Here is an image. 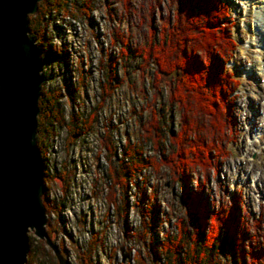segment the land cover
I'll list each match as a JSON object with an SVG mask.
<instances>
[{"label": "rangeland", "instance_id": "rangeland-1", "mask_svg": "<svg viewBox=\"0 0 264 264\" xmlns=\"http://www.w3.org/2000/svg\"><path fill=\"white\" fill-rule=\"evenodd\" d=\"M223 1L229 5L233 21L230 40L235 44L227 51L231 61L224 65L239 82L232 92L235 94L232 98L233 135L230 136L232 126H229L224 130L227 138L221 143L213 142L217 156H212L213 151L210 156L204 152L201 155L197 152L182 154L195 144L193 138L197 133V141H202L203 134L213 130L209 127L210 118L200 116L191 135L185 140L179 138L181 127L185 125H182L176 103L169 106L166 100L167 79L161 78L162 94L156 93L154 98L150 72L138 69L137 61L128 58L130 52L124 62L119 56L121 44L117 33L127 38L130 49L136 42L143 43L149 38L150 22L146 21L153 16L152 26H156L159 16L161 20L168 16L174 0L152 2V15L149 13L151 0H90L92 8L86 15L80 14L79 19L73 20L69 12L49 16L59 27L55 29L59 31L56 36L48 34L49 42L53 49L64 48L67 56L47 61L41 70L45 78L42 90L58 89L61 97L57 106L62 114L60 121L54 124L53 134L47 136L42 146L46 177L42 175L41 200L43 194L46 195L54 211H44L43 229L68 264H137V257L144 262L141 264H153L149 247L160 241L164 231L173 229L174 216H182L181 189L191 192L198 182L202 183L208 201L216 202L220 196L224 197L223 194L238 189L248 220L252 221L250 228L255 229L256 222L257 231L264 234V72L257 62L262 55L264 66V46L257 41L260 33L256 27V4L251 3L252 0ZM259 32L264 34V31ZM113 38L115 41L111 42ZM109 58L114 60V75L119 85L97 108L99 111L89 131L80 130L74 140L67 143L66 122L71 114L79 121L86 119L97 104L102 79L100 64L106 67L103 60ZM41 71L39 67L40 76ZM41 80L40 77V87ZM150 103L155 106L152 109L155 119L162 120L165 128L162 134L169 136V145L166 139L161 149H152L140 135L143 127L148 126L146 121L151 119ZM214 117L217 116L214 114ZM220 118L222 123L226 121L224 115ZM106 131H110L109 140L115 152L112 163L116 162L128 138L131 143L141 145L144 155L154 158L152 161L158 165L156 171L142 170L127 183L124 193L110 186L106 176L108 163L104 158L107 151L103 139ZM205 141L212 144L210 135H205ZM210 159L214 163H209ZM181 161L185 164L182 175L175 173L179 172ZM172 162L175 163L173 169ZM139 187L144 189L145 195L152 188L156 192L158 212L153 222L141 220L140 208L134 204ZM145 203L142 202L141 208ZM144 225L152 229L141 235ZM26 235L30 243L23 264L27 262L26 257L32 259L30 255L38 240L50 256L45 264H57L54 253L43 239H38L29 229Z\"/></svg>", "mask_w": 264, "mask_h": 264}, {"label": "trees", "instance_id": "trees-1", "mask_svg": "<svg viewBox=\"0 0 264 264\" xmlns=\"http://www.w3.org/2000/svg\"><path fill=\"white\" fill-rule=\"evenodd\" d=\"M152 2L156 4L159 0H151L149 3L150 15H152ZM91 8L90 0H40L37 3L36 11L27 16V26L28 36L34 39L38 49L40 71L47 61H58L67 56L64 48L53 49L49 42L48 34L56 36L59 33L56 31L59 27L53 24L54 18L49 16L58 12H69L74 20L79 19L80 14L86 15ZM167 15L162 20L159 16L160 21L156 26H152L153 16L146 21L150 22L149 38H146L143 43L136 42L132 49L129 48L127 38L117 33L116 38L121 44L120 59L124 62L130 52L128 58L137 61L136 67L145 68L150 72L154 98L156 93L162 94L163 80L161 78L167 79L166 100L169 106L176 103L182 125H185L184 128L181 127L179 138L185 140L188 134L191 135L200 116L210 118L209 127L213 130L205 132L202 141H197V133L193 138L195 144L183 150L182 154L197 152L201 155L204 152L210 156L213 151L212 156H217L213 149V142L221 143L224 137L227 138L224 130L229 126H232L230 136L233 135L232 98L235 94L232 92L239 82L224 65L231 60L227 51H231L232 46H235L230 40L233 21L230 18L229 5L222 0H174L172 9H169ZM114 41L115 38L111 42ZM103 61L106 67L102 66L101 62L99 70L102 79L99 84V100L87 118L82 120L83 122L79 121L75 114L69 116L66 122L67 143H71L80 130H84L85 133L89 131L90 125L96 119V111L97 113L99 111L97 108L102 106L105 97L111 93L112 89L119 85V80L114 75V60L109 58ZM40 77L42 82L37 100L38 113L35 118L34 138L40 153L42 175L45 179L42 146L47 136L53 134L54 124L60 121L62 114L57 106L58 99L61 97L58 89L42 90L45 79L42 71ZM158 82L161 83L158 84ZM150 104L152 120L146 121L148 126L143 127L140 135L152 149H161V144L163 145L166 139L167 146L169 145V136L162 134L165 129L162 127V120L157 117L155 119L152 110L155 106L154 103ZM214 114L217 117H214ZM223 115L226 121L223 120L222 123L220 117ZM142 126L143 123L140 126L141 129ZM109 133L106 131L103 138L104 148L107 151L104 158L108 163L106 176L110 179V186H115L117 191L124 193L127 183L136 178L142 170L156 171L158 165L152 161L154 158L144 155L141 145L131 143L128 138L125 139L116 162L112 163L111 159L115 157V152L111 147ZM201 134L202 132L199 133L200 137ZM206 134L210 135L212 144L206 143ZM179 148L181 150V145ZM212 162L214 163L210 159L209 163ZM174 164L171 163L172 169ZM178 165L181 167L179 172L175 173L182 175L185 164L181 161ZM173 177L176 181V177ZM136 194L137 199L134 204L140 208L141 220L148 219L153 222L158 212L155 190L152 188L148 195H145L144 189L139 187ZM223 195L224 197L220 196L216 202L208 201L203 194V185L199 182L191 192L189 189L182 188L179 194V208L182 216H174L173 229L164 231L160 241L149 247L151 262L153 264H264V234L257 231L256 222L255 229L250 228L252 221L248 220L247 209L243 204L240 191L235 189L228 195ZM143 201L146 203L144 208H141ZM42 203L46 213L54 212L44 194ZM144 227L147 228L144 229ZM150 228L151 226L148 227V225L142 226L141 235ZM28 241L29 245V237ZM43 247L41 241H36L30 255L32 259L26 257V264L48 262L50 256L48 250H44ZM136 262L144 263L138 257Z\"/></svg>", "mask_w": 264, "mask_h": 264}, {"label": "water", "instance_id": "water-1", "mask_svg": "<svg viewBox=\"0 0 264 264\" xmlns=\"http://www.w3.org/2000/svg\"><path fill=\"white\" fill-rule=\"evenodd\" d=\"M39 1L0 0V264H23L28 229L44 240L57 264H68L43 229L42 173L34 138L39 59L27 26ZM3 208L11 209L8 220ZM29 211L35 214L26 218Z\"/></svg>", "mask_w": 264, "mask_h": 264}, {"label": "bare ground", "instance_id": "bare-ground-1", "mask_svg": "<svg viewBox=\"0 0 264 264\" xmlns=\"http://www.w3.org/2000/svg\"><path fill=\"white\" fill-rule=\"evenodd\" d=\"M251 3L256 4V11H255V16H256V27H257V32L260 33V35L257 38V41L259 43L260 46H264V34L262 32L259 31H264V0H252ZM261 56L258 57V65H259V69L261 71L264 72V66L262 65V60H261ZM4 209V208H3ZM35 213L33 211H29L25 214L26 218L32 217ZM4 217L6 220H8L11 214V209L9 208H5L4 209V213H3ZM15 222V223H14ZM14 224H18V221H14ZM13 245V244H12Z\"/></svg>", "mask_w": 264, "mask_h": 264}]
</instances>
